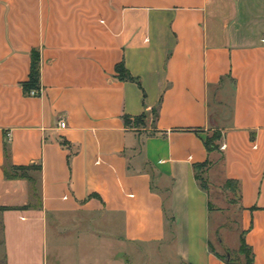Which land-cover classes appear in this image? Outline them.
<instances>
[{"label":"crops","instance_id":"1","mask_svg":"<svg viewBox=\"0 0 264 264\" xmlns=\"http://www.w3.org/2000/svg\"><path fill=\"white\" fill-rule=\"evenodd\" d=\"M202 163L264 264V0H0L6 264H230Z\"/></svg>","mask_w":264,"mask_h":264},{"label":"rangeland","instance_id":"2","mask_svg":"<svg viewBox=\"0 0 264 264\" xmlns=\"http://www.w3.org/2000/svg\"><path fill=\"white\" fill-rule=\"evenodd\" d=\"M215 131V130H214ZM206 169V168H205ZM199 170L201 177L207 184L212 196L213 205L219 207V220H217L218 212H213L212 218V241L220 252L226 254V250L230 251L232 256L237 260L245 261V255L240 253L239 245L241 243L240 233L242 226L240 225L241 208L238 205V197L232 184H227L223 179L216 175L215 179L210 180V176L206 174V170ZM72 237L74 231H68ZM50 244L53 245L56 239L55 230L50 228ZM68 236V235H67ZM3 228L0 221V264H6L5 245L3 242Z\"/></svg>","mask_w":264,"mask_h":264},{"label":"trees","instance_id":"3","mask_svg":"<svg viewBox=\"0 0 264 264\" xmlns=\"http://www.w3.org/2000/svg\"><path fill=\"white\" fill-rule=\"evenodd\" d=\"M33 60H32V67L30 72V77L27 81L24 82V89L26 92H31L33 89L39 87L40 85V61L38 52L33 51ZM117 69L119 71V75L122 79H136L131 72L128 70V68L125 66L124 62H120L117 65ZM132 120L131 116H126V122H130ZM222 136V133L219 130L213 131L208 138L206 139V145L209 150H214L216 148H219V143L217 142L218 139H220ZM207 165V163L202 164H196V169L198 170V178L200 179L201 185L205 188H208L207 184L201 177V174L199 170L204 169V167ZM35 165H18L15 166L14 172L8 171V176H29L28 170ZM238 186L235 187V191H238ZM3 208H10V207H3ZM240 252L245 255L246 260L243 262L241 260H237L234 257L229 258L230 264H254V253L252 249L249 247L245 236L242 234L241 236V246H240ZM226 257V255H224Z\"/></svg>","mask_w":264,"mask_h":264},{"label":"built area","instance_id":"4","mask_svg":"<svg viewBox=\"0 0 264 264\" xmlns=\"http://www.w3.org/2000/svg\"><path fill=\"white\" fill-rule=\"evenodd\" d=\"M37 92L36 89H33L32 90V93L35 94ZM62 126H66L67 125V122L65 120H61V123H60ZM223 147H226V145H224Z\"/></svg>","mask_w":264,"mask_h":264}]
</instances>
